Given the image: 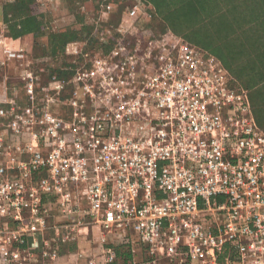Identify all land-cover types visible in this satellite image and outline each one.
<instances>
[{"label":"rangeland","instance_id":"rangeland-1","mask_svg":"<svg viewBox=\"0 0 264 264\" xmlns=\"http://www.w3.org/2000/svg\"><path fill=\"white\" fill-rule=\"evenodd\" d=\"M22 1L0 0L8 18L0 24V191L15 181L33 188L47 177L28 171L35 152L49 151L59 135L72 137L73 126L99 122L108 130L131 121L127 109L164 106L168 97L172 106H246L264 131V0H219L207 20L188 17V6L166 20L145 0ZM30 13L46 29L13 39L9 27ZM58 123L70 127L53 128ZM45 220L35 235L46 252L98 255V242L118 241L104 232L102 243L91 225L73 231L57 211ZM19 227L0 217V247ZM67 233L75 240L62 241ZM23 237L18 262L27 264L26 252L39 251L31 234Z\"/></svg>","mask_w":264,"mask_h":264},{"label":"built area","instance_id":"built-area-1","mask_svg":"<svg viewBox=\"0 0 264 264\" xmlns=\"http://www.w3.org/2000/svg\"><path fill=\"white\" fill-rule=\"evenodd\" d=\"M170 103L127 109L131 121L108 130L99 122L73 126L72 137L36 151L28 171L47 177L0 191V217L20 226L4 243L12 238L18 247H0L1 264H23V234L38 249L35 234L52 211L68 216L73 231H129L148 257L143 264H264V131L246 106ZM197 114L200 122L188 116ZM103 253L107 263L116 260L111 247Z\"/></svg>","mask_w":264,"mask_h":264},{"label":"trees","instance_id":"trees-1","mask_svg":"<svg viewBox=\"0 0 264 264\" xmlns=\"http://www.w3.org/2000/svg\"><path fill=\"white\" fill-rule=\"evenodd\" d=\"M149 2L155 9L156 13L163 17L164 19H169L175 15V8H183L188 6L190 12L187 13L188 17L194 16L197 18L201 14L205 20L210 19L215 15V6L219 0H145ZM24 4L25 0L22 1ZM23 4V6H24ZM181 12V11H179ZM4 21H8L7 14H4ZM46 29L45 22L43 23V18L41 15L35 16L33 14H26L25 16L19 18L14 26L9 27L11 37L13 39L32 35L38 36L43 30ZM127 245V244H126ZM125 245L114 246V251L116 253V259L122 260L124 264L133 260V256L129 251L128 247H123ZM141 252V251H140ZM142 254V252L140 253ZM143 255V254H142ZM120 258V259H119ZM148 260L147 256L143 255L142 261L139 263L143 264Z\"/></svg>","mask_w":264,"mask_h":264},{"label":"crops","instance_id":"crops-1","mask_svg":"<svg viewBox=\"0 0 264 264\" xmlns=\"http://www.w3.org/2000/svg\"><path fill=\"white\" fill-rule=\"evenodd\" d=\"M3 22H4V16L1 13L0 14V24ZM91 228L94 229L95 227H91ZM95 230H97V229H95ZM99 231H100V229L97 230V232H99ZM94 232H96V231H94ZM126 234L129 236L130 232L127 231ZM55 235H56L55 237L59 236L58 231L55 232ZM65 235H68V233ZM65 235L64 234L61 235L62 241L65 240V239H63V237ZM103 235H104V232L100 233V235L98 236L102 243L105 242V239H106V237ZM102 237H104L105 239ZM127 237L124 236L121 233V231L114 232L113 238L118 240L116 242V244H113L111 241L109 243H104V244L100 245V243L98 242V245H97V247H98L97 254L98 255L94 254V252L91 253L90 251H86V250H80L79 252H77V250H73V251L66 252V254H65V253H60V252L58 253V250L56 251L54 249L53 251L56 252V258L53 260L39 259L38 257H41V255H38V254H40V253L36 254V253L32 252L34 262L30 263L31 262L30 259H26V262H29L30 264H109L106 262L107 259L103 253L104 249H106L107 247H111L112 249H114V246L122 244V245H125L123 247L129 248V251L133 256V260L128 262L127 264H133L134 262L139 263L140 261H142L143 255L140 254L141 252H140V249L138 248V246L135 243L133 244L130 241V239ZM72 240H75V238L73 237L71 239V238H69V236L67 237V241L71 242ZM14 242H15L14 240L10 239V241L7 243L8 245H5L4 248L5 249L9 248L10 250H12V249H14V247H18V246H13ZM26 244H27V242H26ZM63 254H64V256H63ZM91 255H93L92 258H91ZM98 256H99V258H98ZM60 257L64 258V260H59ZM33 258H31V259H33ZM35 258H38V259H35ZM29 263H27V264H29ZM112 264H124V263L122 262V260L116 259Z\"/></svg>","mask_w":264,"mask_h":264}]
</instances>
